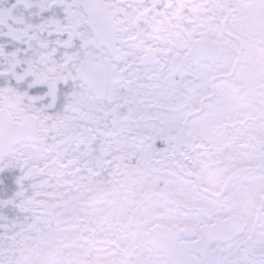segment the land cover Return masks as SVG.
<instances>
[{
  "label": "snow or ice",
  "instance_id": "snow-or-ice-1",
  "mask_svg": "<svg viewBox=\"0 0 264 264\" xmlns=\"http://www.w3.org/2000/svg\"><path fill=\"white\" fill-rule=\"evenodd\" d=\"M0 264H264V0H0Z\"/></svg>",
  "mask_w": 264,
  "mask_h": 264
}]
</instances>
